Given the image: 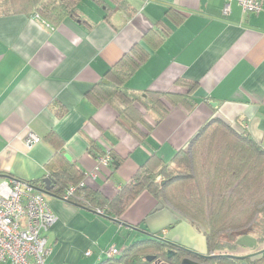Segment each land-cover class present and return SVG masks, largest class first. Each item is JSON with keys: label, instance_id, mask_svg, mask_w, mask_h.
Segmentation results:
<instances>
[{"label": "crops", "instance_id": "1", "mask_svg": "<svg viewBox=\"0 0 264 264\" xmlns=\"http://www.w3.org/2000/svg\"><path fill=\"white\" fill-rule=\"evenodd\" d=\"M261 1L257 14H244L237 0H78V17L56 24L38 14L0 16V177L40 185L76 169L113 199L151 160L170 163L213 119L238 123L264 148ZM136 45L143 59L124 82L131 92L185 93L179 80L199 84L192 112L171 107L153 130L142 126L147 134L139 138L114 105H99L89 94L110 83L107 72ZM156 119L150 112L148 121ZM30 133L40 139L32 147ZM106 151L121 163L97 170ZM47 201L57 220L46 233V264H97L111 248L145 238L144 230L208 253L203 233L146 191L120 218L60 198ZM235 253L252 250L238 246Z\"/></svg>", "mask_w": 264, "mask_h": 264}, {"label": "trees", "instance_id": "2", "mask_svg": "<svg viewBox=\"0 0 264 264\" xmlns=\"http://www.w3.org/2000/svg\"><path fill=\"white\" fill-rule=\"evenodd\" d=\"M77 4L78 0H0V16L38 14L56 24L65 18H77ZM139 48L133 47L107 72L109 84L96 85L89 93L99 105H114L119 121L137 138L147 134L142 126L147 131L153 130L171 107L192 112L197 107L194 95L199 88L197 82L181 79L178 82L186 86L185 93L147 91L144 97L131 92L124 82L142 62ZM150 112L157 114L154 123L148 121ZM150 162L113 199L88 186L76 169L54 173L50 177L51 194L62 199L70 187H76L68 203L96 212L102 209L104 215L120 218L142 192H149L159 201L169 202L203 233L208 253L199 254L144 230L145 238L118 249L117 255L97 264H182L184 259L202 264H242V260L228 256L237 255L238 246L231 241V236L248 233L258 240L259 247L264 244V148L247 129L238 123L213 119L170 163H163L160 158ZM120 163L113 157L110 165L115 169ZM42 181L40 185L38 181L30 184L44 188ZM82 182L84 185L80 186ZM262 255L245 262L264 264Z\"/></svg>", "mask_w": 264, "mask_h": 264}, {"label": "built area", "instance_id": "3", "mask_svg": "<svg viewBox=\"0 0 264 264\" xmlns=\"http://www.w3.org/2000/svg\"><path fill=\"white\" fill-rule=\"evenodd\" d=\"M143 1L146 5L152 0ZM237 1L244 14L262 11L261 0ZM230 8V3H227L223 14L228 15ZM39 141L37 136L30 133L27 144L32 147ZM112 160V153L106 151L98 159L97 170L101 166H109ZM75 190L76 187H70L62 199L67 202ZM97 213L104 215L102 209ZM56 220L47 196L37 191L30 182L0 177V264H46L51 253L46 233ZM118 253L119 250L113 247L107 255Z\"/></svg>", "mask_w": 264, "mask_h": 264}, {"label": "water", "instance_id": "4", "mask_svg": "<svg viewBox=\"0 0 264 264\" xmlns=\"http://www.w3.org/2000/svg\"><path fill=\"white\" fill-rule=\"evenodd\" d=\"M105 83H109V82L108 81H105ZM67 158L69 159V157H67ZM6 178H9V177H6ZM44 183H45V187L44 188L35 187V189L37 191H39V192L47 195V196L59 198V197L51 194V190L53 188V186H52L53 180L50 177H46L44 179ZM136 230H138V229H136ZM230 239H231V241H233L236 245H238L240 247L248 248V249H251V250H255V249H258L259 248V246H258V240L255 237H253L250 234H248V233H246L244 235H241L240 237L231 236ZM263 253H264V248L263 249H258L257 252L250 253V254L244 255V256H240V255L239 256L238 255H236V256L235 255H228V256L242 260L243 261L242 264H247L245 262V260H247L248 258H252L255 255L263 254ZM152 258L153 257H149L148 259L149 260H152ZM182 264H202V263L195 262V261H193L191 259H184L182 261Z\"/></svg>", "mask_w": 264, "mask_h": 264}, {"label": "rangeland", "instance_id": "5", "mask_svg": "<svg viewBox=\"0 0 264 264\" xmlns=\"http://www.w3.org/2000/svg\"><path fill=\"white\" fill-rule=\"evenodd\" d=\"M202 150V146L199 147ZM169 161V160H168ZM171 192V190H169Z\"/></svg>", "mask_w": 264, "mask_h": 264}, {"label": "flooded vegetation", "instance_id": "6", "mask_svg": "<svg viewBox=\"0 0 264 264\" xmlns=\"http://www.w3.org/2000/svg\"><path fill=\"white\" fill-rule=\"evenodd\" d=\"M253 251V250H252ZM253 253V252H252Z\"/></svg>", "mask_w": 264, "mask_h": 264}]
</instances>
